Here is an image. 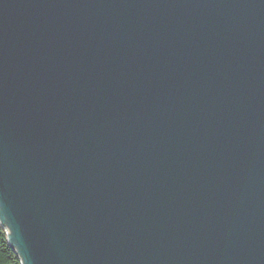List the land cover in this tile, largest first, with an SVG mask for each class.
I'll return each mask as SVG.
<instances>
[{
    "label": "water",
    "instance_id": "95a60500",
    "mask_svg": "<svg viewBox=\"0 0 264 264\" xmlns=\"http://www.w3.org/2000/svg\"><path fill=\"white\" fill-rule=\"evenodd\" d=\"M0 222L21 264H264V0H0Z\"/></svg>",
    "mask_w": 264,
    "mask_h": 264
},
{
    "label": "trees",
    "instance_id": "16d2710c",
    "mask_svg": "<svg viewBox=\"0 0 264 264\" xmlns=\"http://www.w3.org/2000/svg\"><path fill=\"white\" fill-rule=\"evenodd\" d=\"M0 264H21L18 255L7 241L5 227L0 222Z\"/></svg>",
    "mask_w": 264,
    "mask_h": 264
}]
</instances>
